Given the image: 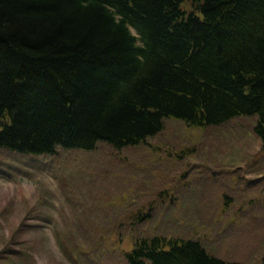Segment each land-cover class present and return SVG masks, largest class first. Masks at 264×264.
<instances>
[{
    "label": "trees",
    "instance_id": "trees-1",
    "mask_svg": "<svg viewBox=\"0 0 264 264\" xmlns=\"http://www.w3.org/2000/svg\"><path fill=\"white\" fill-rule=\"evenodd\" d=\"M239 116L257 117L264 150V0H0V148L122 149L168 118ZM126 259L237 264L160 237Z\"/></svg>",
    "mask_w": 264,
    "mask_h": 264
},
{
    "label": "rangeland",
    "instance_id": "rangeland-1",
    "mask_svg": "<svg viewBox=\"0 0 264 264\" xmlns=\"http://www.w3.org/2000/svg\"><path fill=\"white\" fill-rule=\"evenodd\" d=\"M256 116L168 118L136 146L30 155L0 148V264H128L154 238L262 264L264 150Z\"/></svg>",
    "mask_w": 264,
    "mask_h": 264
},
{
    "label": "bare ground",
    "instance_id": "bare-ground-1",
    "mask_svg": "<svg viewBox=\"0 0 264 264\" xmlns=\"http://www.w3.org/2000/svg\"><path fill=\"white\" fill-rule=\"evenodd\" d=\"M163 130V129H162Z\"/></svg>",
    "mask_w": 264,
    "mask_h": 264
}]
</instances>
